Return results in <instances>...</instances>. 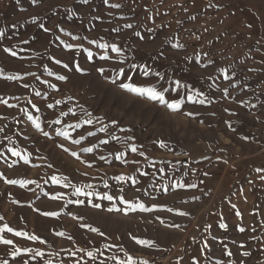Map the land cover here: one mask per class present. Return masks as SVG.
<instances>
[{"label":"rangeland","instance_id":"rangeland-1","mask_svg":"<svg viewBox=\"0 0 264 264\" xmlns=\"http://www.w3.org/2000/svg\"><path fill=\"white\" fill-rule=\"evenodd\" d=\"M110 2L124 6L110 9L103 0H89L88 4L83 0H40L36 5L31 0H19V4L17 0H0V30L6 34L0 38V98L16 105L10 108L0 103V229L7 224L15 232L45 241L41 244L0 232L21 249L44 253L43 258L31 259L22 251L14 258L12 247L0 243V262L77 264L80 260V264H100L103 260L104 264H118L127 259V253L137 264L144 260L148 264H264V0ZM33 17L52 28V34L32 23ZM127 23L133 28H125ZM59 28L79 35L81 40L73 41ZM24 40L29 43H22ZM61 40L81 43L93 51L91 61L84 51L75 54L82 73L68 72L54 63L53 58L65 62L73 58ZM90 40L123 48L125 78L116 84L110 82L115 78L113 70L120 65L115 59L101 60L103 50ZM4 47H12L17 55L4 53ZM108 55L116 57L110 49ZM208 61L212 63L203 67ZM133 62L163 73L166 79L131 70ZM46 67L66 74L68 81L48 76ZM99 67L105 68L103 75L97 72ZM222 70L230 79H224ZM6 76L22 79L7 80ZM169 77L202 91L212 103H192L186 98L187 89L177 93L169 88L168 99L185 95L182 108L173 112L118 87L123 82L159 90L168 87ZM45 80L56 84V89L43 83ZM57 100L59 104H55ZM49 103L55 106L48 108ZM21 108L33 119L29 120ZM69 109L75 110V116ZM84 110L92 113L93 125L83 124L88 118ZM61 112L68 115L61 116ZM189 112L194 115H186ZM96 117L108 124V133L97 131L102 125ZM112 120L118 121L115 127ZM34 121L49 136H44ZM77 122L82 127L67 128ZM121 128L131 131L122 132ZM89 130L96 135L88 136ZM61 131H68L73 139L81 135L85 139L74 145L57 135ZM113 135L121 139H110ZM100 139L109 143L101 144ZM161 142L166 147H161ZM60 145L77 152L93 167L64 152ZM133 146L137 152L131 151ZM85 147L94 150L82 152ZM10 148L28 162L13 156ZM121 153L124 163L116 159ZM100 156L106 159L100 160ZM53 176L60 182L53 181ZM5 179L35 183L22 187L20 183L7 184ZM133 179L137 183L133 184ZM64 183L77 187L91 184L86 191L111 195L115 202L77 196L73 188L62 187ZM58 194L64 198L53 200ZM118 197L135 203V210L127 209ZM77 200L85 203L77 204ZM141 204L151 210L143 211ZM109 208L127 211L110 212ZM44 212L57 215L46 216ZM241 228L245 230L241 232ZM136 240L150 241L152 246ZM79 248L99 250L103 255L93 261L77 252ZM245 250L251 253L249 257L242 255ZM113 256L117 259H111Z\"/></svg>","mask_w":264,"mask_h":264},{"label":"snow or ice","instance_id":"snow-or-ice-1","mask_svg":"<svg viewBox=\"0 0 264 264\" xmlns=\"http://www.w3.org/2000/svg\"><path fill=\"white\" fill-rule=\"evenodd\" d=\"M32 4L33 5H36L40 2V0H31ZM84 4H88L89 3V0H83ZM103 3L110 9H121L124 5L123 3H120V2H110V0H103ZM17 4H19V0H17ZM109 15H112V13L110 12ZM97 19H99V17H96ZM32 23L36 24L40 29L43 30L44 33H47V34H52L53 32V29L52 28H49V27H46L43 23H40L38 21V19L36 17H33L32 18ZM13 28H15L16 26L13 25L12 26ZM125 28H128V29H131L133 28V25L131 23H127L124 25ZM249 27H251L249 25ZM114 31H119V29H113ZM59 31L64 33L65 36H70L71 39L73 41H80L81 40V37L77 34H73L72 32H66L63 28H59ZM136 35H139V33H136ZM0 38H6V34H5V31L3 30H0ZM143 37H141L142 39ZM32 39H35V37H33ZM57 40H60V37L59 35H57L56 37ZM62 44H64L65 48H67L70 52L73 53V58L71 61H68V62H65V61H62L60 59H56V58H53L54 60V63L56 65H59L61 66V68L63 69H66L68 72H71V71H76V72H83L84 70L81 68L80 64H79V61L75 58V54L80 52V51H84L87 53V59L88 60H92L93 59V56H94V53L93 51L87 49V48H84L83 45L81 43H77V44H71V43H65L63 40L60 41ZM22 43L24 44H27L29 43V40H24L22 41ZM90 44H96L97 48L99 49H102L103 50V54H101L99 56V58L101 60H104V61H108V60H113L115 59V61L117 62L118 65H120L119 67L115 68L113 71H114V76L115 78L111 79L110 82L112 84H116L117 83V80H122L123 78L126 77V71H125V67L123 66L125 63H126V60L124 58V51H123V48L121 46H118L117 44L115 43H99L97 44V42L95 40H90L89 41ZM176 47H183V45H176ZM109 49L111 50V52L113 53H116V57H111L108 55V52H109ZM2 51L12 57H15L17 55V52L13 50L12 47H4L2 49ZM207 55V54H205ZM212 61H208L207 64L203 65V67H208V64H211ZM131 70H139L142 72V74L145 76V77H156L158 78L159 80H165L166 77L163 73L161 72H158V71H154L152 69H150L147 65H138L137 63L133 62L130 66ZM45 71L47 72V75L48 76H54L55 79L57 81H63V82H67L68 81V76L66 74H57L55 72H53L52 70L48 69L47 67L45 68ZM223 71V74H224V79L228 80L230 79L228 73L226 70H222ZM97 72H99L101 75L104 74L105 72V68L104 67H99L97 68ZM3 75V70L0 69V76ZM31 75H35L34 73H32ZM5 79L7 80H18V79H22V77H19V76H6L4 77ZM36 79H39V77H36ZM127 79H131V76H128ZM43 83H48L49 84V87L52 88V89H56V84H52V83H49L47 80L43 81ZM167 83H168V87H162L161 89H157L155 86H149V87H145V86H138L134 83H123L121 82L118 87H120L121 89L129 92V93H133V94H136L137 96H140V97H145L151 101H154V102H158L160 105L170 109L171 111L173 112H176V111H179L182 106H183V103H184V100H185V95H179L177 98H174V99H168L166 98V93L168 92L169 88L172 89V91H176L177 93H180L182 92L183 90L187 89V93H186V98L191 101L192 103H199L201 105H205V104H210L212 103V101H210L208 99L207 96L204 95V93L202 91H199V90H195L194 88L190 87L188 84L186 83H182L180 80H173L172 78H167ZM25 88H27L29 85L28 84H24L23 85ZM232 87H235V85H231ZM36 95H40L39 92L36 93ZM224 95L227 96L229 95L228 93V90L227 88L224 89ZM17 100H19V97H16ZM0 103H3L4 105H7L8 107H16V105H12V104H9L8 100L7 99H3V98H0ZM29 104H32V101L29 100L28 101ZM60 101L57 100L55 101V104H59ZM55 105L53 103H49L47 105L48 108H53ZM32 107L33 108H36L37 111H39V108H37V106L35 104H32ZM21 112L25 113L27 116H28V119L29 120H32L33 117L30 113L27 112V109H24V108H21L20 109ZM86 112V115H87V119L83 120V124H87V125H93L94 121H93V117H92V113L91 112H87V110H84ZM225 111H229L228 109H225ZM69 112H71L73 114V116H75V110L74 109H69ZM232 115H235V113H231ZM68 115V112H61V116H67ZM186 115L188 116H193L194 114L189 112V113H186ZM212 115H215V113H212ZM102 126L99 127L97 129V131L101 132V133H108L109 131V126L108 124L104 123L103 119L99 118V117H96L95 118ZM35 123V127L41 131L43 133L44 136H49V133L47 131H45L40 123L38 121H34ZM54 123L56 124H59L61 123L60 120H55ZM111 124L113 127H115L117 124H118V121L116 120H112L111 121ZM82 127V124L77 122L75 124H68L67 125V128H72V129H75V128H80ZM229 127H231V124H229ZM3 129L0 128V132H2ZM120 131L122 132H130L131 129H124V128H121ZM57 135L59 136H63L65 138V140H71V143L74 144V145H78L80 144L84 139L85 137L83 135L80 136V139H73L71 137V134L68 132V131H61V132H58ZM88 136L90 137H94L96 135L95 132L89 130L88 133H87ZM110 139H113V140H120L121 138L120 137H117V136H111ZM126 139L128 140H131V139H134L133 137H127ZM10 140V138H9ZM11 142V141H10ZM101 144H108L109 143V140L108 139H100L99 141ZM60 147L63 149L64 152H70V154L72 156H74L77 160H81V157L80 155L77 153V152H74V151H70L69 148L67 147H64V145H60ZM95 147V146H94ZM94 147H85V148H82L81 151L82 152H85V153H92L93 150H94ZM161 147H166V145L161 142ZM9 151L12 153L13 156H16V157H21L22 159L25 160V163L28 162L27 158L26 157H22L21 156V153L17 150H15L14 148H10ZM131 151L132 152H137V148L136 147H132L131 148ZM0 155H3L2 153H0ZM139 155L143 156L144 153L143 152H140ZM122 156H123V153H121L120 155H118L116 157V159L118 160H121L122 163H124L125 161L122 160ZM100 160H104L106 159L104 156H100L99 157ZM81 163H84V164H87V166L89 168L93 167V164L89 163L88 161H85V160H81ZM133 163H136V161H133ZM12 165H9V167H11ZM48 167H51V165H48ZM160 171H163V169H160ZM3 174H0V177H2ZM63 179L65 181H67V177H63ZM118 179L120 180H124V177H118ZM52 180L59 183V179L56 177V176H53L52 177ZM5 183L7 184H10V185H13V184H17V183H20L21 186H26L28 183H35V181H17V180H11V179H5ZM132 183L135 184L137 183V181L135 179L132 180ZM105 187H108L107 184L104 185ZM184 185H181V187H183ZM62 187L64 188H68V187H71L74 189V194L77 195V196H84L86 198H90L92 196H96L98 199H101V200H109V201H113V203L115 202L114 201V197L111 196V195H107V194H100L98 192H94V191H86L85 189H91L93 186L91 184H86V185H83L81 187H77L75 184H70V183H64L62 185ZM191 187H195V185H191ZM121 191H123V189H121ZM63 194H58V195H55L52 197L53 200H59V199H63ZM121 201V203L127 205V209H130V210H135L136 208V204L131 202V201H128V200H125L123 197H118ZM14 202H17L18 201H14ZM75 203L77 204H84L85 201L84 200H77L75 201ZM93 207L95 208H99L100 205L99 204H93L92 205ZM139 207L143 210V211H150L151 209H147L144 207L143 204L139 205ZM233 207H235V205H233ZM110 212L115 210V211H125L126 213V209H120V208H109L108 209ZM169 211H171V209H169ZM43 215H57V213H54V212H44L42 213ZM180 215H187V213L185 212H181L179 213ZM237 215H239V213L237 212ZM77 217H74V219H76ZM3 217H0V220H2ZM82 219V218H80ZM82 227H84L85 225H81ZM89 227V230L92 231V232H96L99 236H105V233L100 231L98 228H92L91 226H88ZM178 227V226H177ZM221 227L222 228H227V225L225 224H221ZM245 229L244 228H241L240 231L243 232ZM8 232V233H13L14 236H25L26 238L28 239H32L34 241H39V243L43 244L45 243L44 240H41L39 236H28V234L26 233H22V232H15L11 227H9L7 224H5L3 226L2 229H0V232ZM60 235H63V233H60ZM69 239H71V237H69ZM0 243L4 244V245H8V246H11L13 251L11 253V255L15 258L17 255H19L22 251L26 254H28L30 256L31 259H35L36 257H40V258H43L44 256V253L39 251V250H34V249H21L19 247H17L13 240L12 239H8V238H5L4 236L0 235ZM136 243L137 244H142V245H147L149 247L152 246L151 242L150 241H145V240H136ZM107 247H113V245H108ZM205 248L208 247L207 243H205L204 245ZM242 248H244L245 246L244 245H241ZM121 251H123L121 249ZM77 252H80V253H83L84 256L88 257L89 259L95 261L97 259V256L98 255H103V252H100L99 250H89V251H86L84 248H79L77 249ZM229 256L232 255L231 252H228L227 253ZM70 255L72 256H76V252H70ZM242 255L244 257H249L251 255V253L247 250L243 251ZM125 256L127 257L126 260H120L118 262V264H137V261L133 260L131 256H128L127 253H125ZM81 259H83V257H81ZM111 259L113 260H116L117 257L116 256H113L111 257ZM0 264H8V261H3V262H0ZM23 264H28V261L25 260L23 261ZM47 264H51V261H48ZM77 264H80V260H77ZM84 264H87V261L84 262ZM100 264H104V261L101 260L100 261ZM140 264H148V262L146 260L144 261H141ZM195 264H199V261H196Z\"/></svg>","mask_w":264,"mask_h":264}]
</instances>
